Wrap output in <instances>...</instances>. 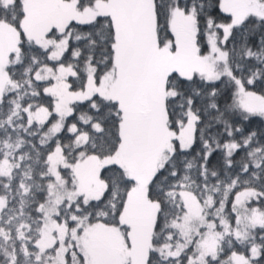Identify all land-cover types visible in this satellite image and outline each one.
Listing matches in <instances>:
<instances>
[{
  "label": "snow or ice",
  "instance_id": "1",
  "mask_svg": "<svg viewBox=\"0 0 264 264\" xmlns=\"http://www.w3.org/2000/svg\"><path fill=\"white\" fill-rule=\"evenodd\" d=\"M0 264H264V0H0Z\"/></svg>",
  "mask_w": 264,
  "mask_h": 264
}]
</instances>
